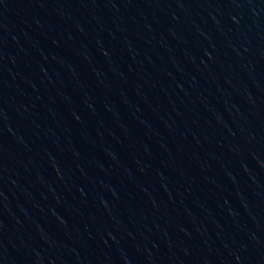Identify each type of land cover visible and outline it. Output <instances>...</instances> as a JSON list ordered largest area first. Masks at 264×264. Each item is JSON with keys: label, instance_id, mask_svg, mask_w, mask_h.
Wrapping results in <instances>:
<instances>
[{"label": "water", "instance_id": "1", "mask_svg": "<svg viewBox=\"0 0 264 264\" xmlns=\"http://www.w3.org/2000/svg\"><path fill=\"white\" fill-rule=\"evenodd\" d=\"M0 264H264V0H0Z\"/></svg>", "mask_w": 264, "mask_h": 264}]
</instances>
